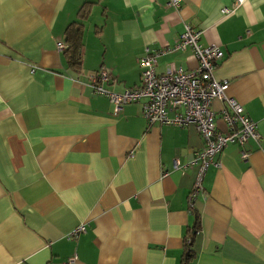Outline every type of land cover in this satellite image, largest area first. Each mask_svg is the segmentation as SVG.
I'll return each mask as SVG.
<instances>
[{
	"label": "crops",
	"instance_id": "crops-1",
	"mask_svg": "<svg viewBox=\"0 0 264 264\" xmlns=\"http://www.w3.org/2000/svg\"><path fill=\"white\" fill-rule=\"evenodd\" d=\"M73 21L78 66L67 55ZM185 25L221 49L213 76L259 133L214 157L193 210L195 125H149L141 101L114 115L91 86H138L146 49L161 51L157 73L194 69L189 50L166 51ZM189 239L190 264H264V0H0V264H180Z\"/></svg>",
	"mask_w": 264,
	"mask_h": 264
},
{
	"label": "built area",
	"instance_id": "built-area-1",
	"mask_svg": "<svg viewBox=\"0 0 264 264\" xmlns=\"http://www.w3.org/2000/svg\"><path fill=\"white\" fill-rule=\"evenodd\" d=\"M181 0H167V6L178 9ZM243 0H234L239 5ZM233 9L227 6L221 9L223 15H228ZM201 31L185 25L183 32L173 46V49L189 50L196 59V67L183 70L169 64L163 73L155 71L156 59L161 51L146 49L137 60L140 71L138 86L126 88L120 93L106 90L94 81L91 86L94 91L105 95L113 104V114L117 115L122 106L129 102L141 101V112L149 125L158 123L175 126L195 125L204 145L193 153L187 165L196 164L197 174L193 185L187 195L189 210L194 209L198 194L202 190V178L205 170L214 162L223 148L231 142L240 146L249 140L257 141L259 133L256 123L244 112L243 107L233 98L226 96L229 81L218 80L213 76V70L222 60L223 52L216 45L203 46L200 44ZM63 43L57 42V48L62 49ZM111 75L108 70L101 68L96 78L108 81ZM214 99L222 100L225 105L218 115L211 110L210 104ZM218 119L222 121L223 128L219 127ZM242 158L247 156L245 150L241 151ZM175 163V167H176ZM85 231L84 224H80L70 231L68 239L75 238ZM190 239L186 243H190ZM75 256L69 257L62 264H73ZM180 264H190L182 258Z\"/></svg>",
	"mask_w": 264,
	"mask_h": 264
},
{
	"label": "trees",
	"instance_id": "trees-1",
	"mask_svg": "<svg viewBox=\"0 0 264 264\" xmlns=\"http://www.w3.org/2000/svg\"><path fill=\"white\" fill-rule=\"evenodd\" d=\"M87 4L85 2L82 5L81 11L83 10L84 6ZM81 23L79 21H73L67 28V33H66V41L69 43L68 44V59L69 63L71 65L78 66L79 61H80V49H81V28H80ZM139 67V66H138ZM139 76H140V71H139ZM162 125V124H161ZM166 125V124H163ZM197 218H195V221ZM192 250L190 247V243H185L184 247V254L183 258L187 261H189L192 258ZM190 262V261H189Z\"/></svg>",
	"mask_w": 264,
	"mask_h": 264
}]
</instances>
